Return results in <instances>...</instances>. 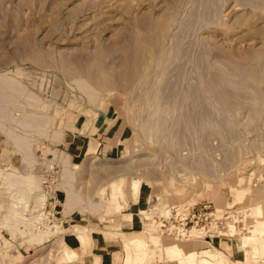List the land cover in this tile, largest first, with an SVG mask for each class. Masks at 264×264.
Wrapping results in <instances>:
<instances>
[{"label": "rangeland", "instance_id": "1", "mask_svg": "<svg viewBox=\"0 0 264 264\" xmlns=\"http://www.w3.org/2000/svg\"><path fill=\"white\" fill-rule=\"evenodd\" d=\"M161 26L168 32L159 46ZM148 49L157 66L145 80ZM254 61L259 63L254 79L235 87L243 74L232 64L255 67ZM18 70L28 92L43 101L26 108V98L9 93L3 102L13 106L15 118L36 113L47 125L43 134L24 136L31 150L28 162L0 129V264H70L75 258L67 260L63 240L68 232L90 225L112 234L131 220L135 234L128 242H149L156 235L163 249L174 250L163 254L150 244L142 264H178L183 259L178 247L196 244L163 236L158 218L206 202L225 209L236 200L235 185L248 191L231 210L254 229L256 207H264V0H0V76L14 77ZM81 82L96 91V100ZM54 91L58 101L50 100ZM110 105L124 121L125 136L115 155L87 157L77 139L84 116ZM52 119L60 130L48 125ZM7 124L21 131L18 121ZM66 161L78 196L68 212ZM48 170L56 175L43 185ZM28 174L42 178L48 198L62 202L59 214L50 206L44 211L48 224L64 232L44 242L29 243V234L14 235L3 225L25 230L21 217L9 218L7 211L9 199L25 190L21 178ZM125 181L134 183V201ZM114 183L120 190L116 201ZM27 209L19 211L25 215ZM241 233L204 249L218 250L225 264H264L253 248H242L240 239L253 234ZM108 236L126 240L124 234ZM196 259L194 253L187 258L189 264Z\"/></svg>", "mask_w": 264, "mask_h": 264}, {"label": "bare ground", "instance_id": "2", "mask_svg": "<svg viewBox=\"0 0 264 264\" xmlns=\"http://www.w3.org/2000/svg\"><path fill=\"white\" fill-rule=\"evenodd\" d=\"M161 27H162L161 28V38L158 40V42L160 44L159 46H161V42L163 41L164 37L166 36V34L168 32L167 31L168 28H166V26H161ZM158 48L161 51V48L160 47H158ZM146 57L147 58L149 57V58L147 59V62L144 63V68H143L144 73L142 74V78L145 80L149 77L152 70L154 68H156V66H157L155 59H154V55L149 51V49L146 51ZM254 62H255V67L252 65H248L246 67H244V66L239 67L237 64H234V63L232 64V66H233L232 70L233 71H235L236 73L240 72L243 74L242 78H237V81L234 84L235 87H239V88L246 87V85L254 79V76L256 74V66L259 65L258 61H254ZM139 70H141V68ZM15 72H16V74L14 75V77L0 76V129H1V131L5 132L8 135L9 139L12 141V143H14V145L17 146L16 149H18V151H22L25 154H27L28 157H27L26 161L28 162L29 158H31V157H29L31 150H30V145L28 143H26L27 139L24 136L33 135V133H37V132H39V133L41 132L43 134V132H45L44 127L47 125V123H46L45 119H43L42 117H40L36 113H32V114L26 113V114H23L22 117L15 118L13 116V109H12L13 106H10L8 103L3 102L4 97L9 93L15 95L19 100L26 98L27 99V102L25 103L26 108L35 107L36 105H38V103L43 101L42 98H40V97H38L32 93H29L27 88L22 84L20 78H22L24 76V72L21 70H18ZM134 72L136 73L137 71L135 70ZM131 74H132V72H131ZM238 77H240V76H238ZM221 79H222L221 81L224 80V78H221ZM215 81H218V80H215ZM33 82H34V80H33ZM225 83L229 84V81H227ZM79 85L83 90H85L87 92V94L90 96L91 100L94 101L97 99L98 94L96 93V91H94L91 88H87L88 86L84 82L79 83ZM221 85H222V87L225 86V84H222V82H221ZM59 87H61V86H59ZM211 88L212 87H210V89ZM214 88H216V87L214 86ZM213 91L215 92V90H213ZM217 91H219L218 88H217ZM215 93L217 94V92H215ZM29 97H30V99H29ZM48 98H49V96H48ZM50 100L58 101V94L55 91H54L53 95L51 96ZM52 104H55V102ZM7 105H9V106H7ZM25 107H24V109H25ZM50 107H52V106H50ZM202 116H203V114H202ZM255 120H256V118H255ZM17 121L20 123L19 127H20L21 131H19V132H16L12 128H9V125L7 124V122L17 123ZM48 125L50 127L59 128V123L56 119L50 120L48 122ZM60 129L61 128H59V130ZM56 132H58V130ZM33 164H34V161H33ZM71 168L72 167H71L70 163H68V161H66L64 170H65V175H66L67 180L63 184V190L66 191V193H67V201L65 204V211L66 212L70 211L78 203V196L75 193L72 185L69 183V182H71L70 179H72ZM21 179L24 181L25 190L22 191V195H19V196L15 195L16 197L14 196V198L9 199V202H8L9 209L7 212H8L9 218L20 216L21 221H23L25 223V228H24L25 230H20L17 227H13L11 225H8V223H5L3 225L5 227L9 228V231L11 233H13L14 235H17V233L20 234L21 236H23L24 234H29L30 235V237H28L29 243L44 242L45 240H47L49 238L55 237L58 234L60 235V233H63L64 230L61 229V226H58L57 224H54V225L48 224L49 217L46 215L47 213L44 211L46 203H47V199H48V196H47L48 194L44 191L45 189H43V187H42V178H40L36 175L28 174L26 176H22ZM125 183H126V188L127 189L129 188V190H127V193L129 192L128 193V197H129L128 199H130L129 200L130 202L134 201V199L136 198V195H134V193H133L134 192V190H133L134 183H133V185L129 181H125ZM136 190H137V188H136ZM231 191L236 197V200H235L236 202L234 201L232 204H228V206H226L225 209L224 208H222V209L218 208L217 209V215L216 216L218 218H220L222 215L224 216L226 214V212H228V217L230 215L232 217V222H227V226L229 227V232H225V233L220 232V233H222L221 235L223 237L221 240H226V238L227 239H233V238L239 237L242 234L241 230L238 229V223L241 220L244 222L242 213H238L235 210H231V209L234 207V205H237L239 203L238 201H241L243 195H245L248 190H243V189L240 190L235 185V186L231 187ZM118 194H120L118 184L116 185L114 183L112 185V196H113L112 199L114 201H116L118 199ZM261 205H263V204H261ZM23 207L28 208L27 209L28 214L22 215L20 213L19 210H21V208H23ZM92 208L95 211V210H98L99 206L93 205ZM172 208L175 209V207H172ZM172 208H170V209H172ZM177 208H181V206H178ZM256 208L257 209L255 211V214L257 213L256 215H257V217H259V220H258L256 225L252 226L254 229L250 230L248 232L249 234H251V235L253 234V235L248 236V237H243L240 240L242 241V248L244 247L245 250L248 247L253 248L254 254H255L254 256L264 257V207L262 208L261 206H258ZM183 210L184 209L182 208V211ZM175 211H177V210H175ZM1 212H2V207H0V213ZM140 214L142 215L143 212L141 211ZM188 214H189V212L185 213V215H188ZM143 215H145L146 218L150 217L148 214H143ZM9 218H7V219H9ZM169 218H167V219H169ZM23 222H21V223H23ZM158 225H160V224H158ZM40 226H44L45 229L42 230L40 228ZM217 228H218V225L216 226L214 224L212 225V227L210 226L209 228L208 227L207 228H193L189 234V237L186 239L187 240L186 242H187V244H196V247H194V249L186 248L187 250L183 249L182 247H180V248L178 247V250L182 253V257H183L181 263L189 264L188 260H187L188 255L191 253H194L197 255V259H196L195 264H225L226 260L224 258H222L219 255V253H217L218 250L213 251L211 249L210 250L204 249V247L208 248V249L210 248V246H207V243H209L207 241H206L207 243H203V247H202L203 251H200V252H202V254L198 253V251L200 250V249L198 250V244L201 241H205L203 238L206 235H208L209 233L216 231ZM258 235H260V237H258ZM199 240H201V241H199ZM9 244H11V243H9ZM142 244L145 247V254H144L145 257H147V255L151 251V250L150 251L147 250L150 244H152L155 248H158L160 246L158 236H156V235H150V241L149 242L142 241ZM209 244H211V243H209ZM158 250L163 252V254L167 253V252L170 253V252L174 251V250L170 251L169 247H165V249H163V247H161V246H160V248H158ZM246 252H248V251H246ZM64 253H65V257L67 258V260H71L70 255L67 252H64ZM5 255L6 256H4V259H7L8 255L7 254H5ZM13 256L16 259L21 257V255H18V256L13 255ZM197 261H198V263H197ZM236 264H246V263L240 262V263H236Z\"/></svg>", "mask_w": 264, "mask_h": 264}, {"label": "crops", "instance_id": "3", "mask_svg": "<svg viewBox=\"0 0 264 264\" xmlns=\"http://www.w3.org/2000/svg\"><path fill=\"white\" fill-rule=\"evenodd\" d=\"M125 133L126 127L124 121L118 116L116 109L110 105L104 107L96 114H86V116H84L77 139L83 143V146H80V148L85 156L111 157L117 153ZM80 226V230H77L76 233L71 231L68 232L69 234H66L67 236L65 235L63 237L64 242L67 244L66 252L73 259L75 258L70 264L143 263L145 247L142 242L136 239L128 242L130 240L129 234H135V232L133 233V231H131L134 226L133 220L127 222L126 226H128V228H121L122 231L118 230L117 233L112 232V234L98 232L97 227L94 228L90 225ZM114 234H124L126 240L122 238V241L119 242L115 238L112 239L108 236ZM116 237L120 238V236ZM126 241L128 243H126ZM221 242L224 244V240H221ZM121 243L125 251H122L120 246ZM202 247L203 242H200L198 248ZM200 250L203 251V248ZM198 253L202 254V252L199 251ZM246 259L250 258L247 257ZM172 264L175 263L172 262ZM178 264L183 263L179 262Z\"/></svg>", "mask_w": 264, "mask_h": 264}, {"label": "built area", "instance_id": "4", "mask_svg": "<svg viewBox=\"0 0 264 264\" xmlns=\"http://www.w3.org/2000/svg\"><path fill=\"white\" fill-rule=\"evenodd\" d=\"M55 175V170H48L45 175H43V185H47L48 182H50V179H53ZM45 188H48V186H45ZM53 194H56V192ZM48 206L52 207L55 215H57L59 214V211L56 210L58 207L62 206V202L60 199H57L56 196H49L44 210H46ZM216 215L217 209L213 207L212 203L206 202L200 206H194V208L189 209L188 215L175 211L169 219L158 218L157 222L161 226V234L165 237L173 238L175 240L187 239L193 228H209L210 226L212 227L213 224L216 226L218 225L216 231L211 232L204 237L207 242L213 244L217 239L221 240L223 238L221 235L222 233L220 232H229L227 221L232 218L231 215L228 217V212H226V214L224 216L222 215L220 218H218ZM238 229L249 232V226L242 220L238 223Z\"/></svg>", "mask_w": 264, "mask_h": 264}]
</instances>
